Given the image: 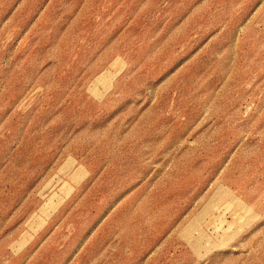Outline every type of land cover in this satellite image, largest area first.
<instances>
[{"label":"rangeland","instance_id":"374dc122","mask_svg":"<svg viewBox=\"0 0 264 264\" xmlns=\"http://www.w3.org/2000/svg\"><path fill=\"white\" fill-rule=\"evenodd\" d=\"M0 264H264V0H0Z\"/></svg>","mask_w":264,"mask_h":264}]
</instances>
